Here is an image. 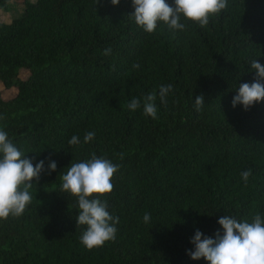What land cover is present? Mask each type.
<instances>
[{
	"label": "trees",
	"instance_id": "obj_1",
	"mask_svg": "<svg viewBox=\"0 0 264 264\" xmlns=\"http://www.w3.org/2000/svg\"><path fill=\"white\" fill-rule=\"evenodd\" d=\"M10 1L23 13L0 22V84L15 90L0 91V128L45 171L24 212L0 219V264H206L185 254L196 229L213 236L225 214L264 213V101L230 106L255 79L250 61L264 66V0H227L205 27L158 23L152 33L128 16L130 0H0V9ZM169 83L156 119L128 109ZM87 131L92 141L68 145ZM93 153L119 166L103 197L119 221L114 241L89 250L76 200L59 186L71 162Z\"/></svg>",
	"mask_w": 264,
	"mask_h": 264
},
{
	"label": "clouds",
	"instance_id": "obj_2",
	"mask_svg": "<svg viewBox=\"0 0 264 264\" xmlns=\"http://www.w3.org/2000/svg\"><path fill=\"white\" fill-rule=\"evenodd\" d=\"M132 12L128 16L145 33H152L158 23H163L173 31H183L185 23L191 21L205 27L209 18L219 14L226 8L227 0H130ZM113 6L120 0H110ZM111 49H105L108 55ZM139 69V64H133ZM250 72L255 73L252 83H240L235 90L230 106H237L247 111L254 104L264 101V66L257 59L249 64ZM172 84H161L158 92H149L140 98L132 97L127 104L130 111L142 107L143 114L157 118L156 99L161 104L167 103L172 93ZM193 99V98H192ZM205 99L197 95L193 100V108L201 111ZM95 132L87 131L81 140L80 136L72 135L67 141L69 146L87 144L94 139ZM118 165L103 156L94 153L89 158L71 162L66 172L60 176V192L72 196L76 200L75 217L77 226H84L80 235V243L86 249L103 246L106 242L116 239L119 218L108 211L107 200L103 197L111 193V178L118 171ZM57 164L48 160L47 171L55 172ZM45 171V161L34 162L17 147L9 138L8 133L0 128V219L9 216H20L31 202L30 189L33 181H38ZM241 179L247 183L250 170L241 172ZM147 224L151 220L149 213L143 216ZM218 231L213 236L202 233L199 229L189 240L191 247L185 254L192 261L203 259L206 264H264V213H256L251 220L224 215L217 220Z\"/></svg>",
	"mask_w": 264,
	"mask_h": 264
},
{
	"label": "rangeland",
	"instance_id": "obj_3",
	"mask_svg": "<svg viewBox=\"0 0 264 264\" xmlns=\"http://www.w3.org/2000/svg\"><path fill=\"white\" fill-rule=\"evenodd\" d=\"M10 3L12 5L11 11L5 12L2 9H0V22L11 23L13 21V19L22 15L23 7H21L20 5H17L15 2H12V1H10ZM0 91L3 94V97L6 99L10 98L11 96H13L15 94L14 89L6 90L4 88V86L1 84H0Z\"/></svg>",
	"mask_w": 264,
	"mask_h": 264
}]
</instances>
